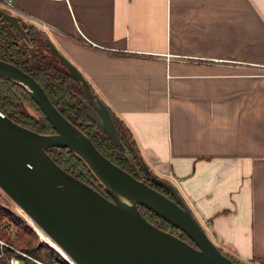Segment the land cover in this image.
Wrapping results in <instances>:
<instances>
[{
  "label": "crops",
  "instance_id": "0c3cea01",
  "mask_svg": "<svg viewBox=\"0 0 264 264\" xmlns=\"http://www.w3.org/2000/svg\"><path fill=\"white\" fill-rule=\"evenodd\" d=\"M8 11L84 74L225 253L264 264V0H12Z\"/></svg>",
  "mask_w": 264,
  "mask_h": 264
},
{
  "label": "water",
  "instance_id": "95a60500",
  "mask_svg": "<svg viewBox=\"0 0 264 264\" xmlns=\"http://www.w3.org/2000/svg\"><path fill=\"white\" fill-rule=\"evenodd\" d=\"M0 13L29 41L22 17L1 5ZM44 44L81 82L89 101L81 100L91 117L127 153L107 104L48 36ZM0 75L26 86L56 129L50 134L38 132L0 109V188L67 257L76 264H237L211 238L171 181L144 166L150 179L173 197L114 163L61 113L43 86L16 64L0 58ZM48 147H67L79 154L111 198L62 168ZM139 205L180 228L194 244L148 220Z\"/></svg>",
  "mask_w": 264,
  "mask_h": 264
},
{
  "label": "trees",
  "instance_id": "16d2710c",
  "mask_svg": "<svg viewBox=\"0 0 264 264\" xmlns=\"http://www.w3.org/2000/svg\"><path fill=\"white\" fill-rule=\"evenodd\" d=\"M21 22L29 29V41L0 13V58L30 73L43 86L61 113L85 132L105 156L135 177L145 180L151 186L173 197L169 191L151 181L144 169L146 163L124 123L110 110L127 153L113 144L106 132L91 117L81 100L84 98L89 101L81 82L66 68H60L53 62L47 61L48 54L43 49L45 35L40 33L39 28L30 25L22 18ZM0 109L16 122L33 130L46 134L56 132L54 125L29 89L20 82L1 75ZM47 151L62 168L111 198L98 176L75 151L67 147H48ZM139 208L142 214L157 226L175 234L181 232L182 238L194 244L185 232L153 210L144 205H139ZM0 238L26 254L23 255L0 244V253H2L0 264H10L11 256L18 257L19 264H40L38 261L46 264H54L55 261L58 262L57 264H71L55 247L41 242L36 229L24 217L5 210L3 206H0ZM231 257L237 264H247Z\"/></svg>",
  "mask_w": 264,
  "mask_h": 264
},
{
  "label": "rangeland",
  "instance_id": "374dc122",
  "mask_svg": "<svg viewBox=\"0 0 264 264\" xmlns=\"http://www.w3.org/2000/svg\"><path fill=\"white\" fill-rule=\"evenodd\" d=\"M42 37V35H40ZM43 49L48 51L47 46H43ZM50 52V51H49ZM47 61L53 62L56 66L60 68H66L63 65L60 64L57 57L53 56V54L50 52L48 53V56L46 57ZM177 184V183H175ZM0 206L6 210H9L10 212H15L19 214L20 216L24 217L34 228L35 226L31 222L29 216L22 210V208L7 194L3 191V189L0 188ZM173 230V229H171ZM174 231V230H173ZM181 232H179L177 235H180ZM40 236V235H39ZM41 238V237H40ZM57 246V245H56ZM63 253V252H62ZM229 255V254H228Z\"/></svg>",
  "mask_w": 264,
  "mask_h": 264
},
{
  "label": "built area",
  "instance_id": "2783aa9c",
  "mask_svg": "<svg viewBox=\"0 0 264 264\" xmlns=\"http://www.w3.org/2000/svg\"><path fill=\"white\" fill-rule=\"evenodd\" d=\"M11 1L12 0H5V1H0V5L3 7V8H5L6 10H9V6H10V4H11ZM175 183H177V181H175ZM178 184V183H177ZM185 199V198H184ZM185 201L187 202H189L191 205H192V203H191V201L190 200H188V198H186L185 199ZM188 202H187V204H188ZM36 229V228H35ZM36 231H37V233L40 235V237H41V242H43L44 244H49V245H52L51 243H49L47 240H45L42 236H41V234L39 233V231L36 229ZM0 244L1 245H5V246H7V247H9V248H11V249H13V250H16V251H18V252H20L21 254H23V255H26L24 252H22V251H20V250H17L13 245H11V244H9V243H7L6 241H4V240H2L1 238H0ZM53 246V245H52ZM54 247V246H53ZM60 252V251H59ZM62 254V253H61ZM1 255H2V253H0V257H1ZM63 255V254H62ZM71 264H76L71 258H69V257H67V256H65V255H63ZM10 260V264H19L20 263V259L18 258V257H16V256H11V258L9 259ZM40 264H46V263H44V262H41V261H38ZM58 262H56L55 261V263L54 264H57Z\"/></svg>",
  "mask_w": 264,
  "mask_h": 264
},
{
  "label": "bare ground",
  "instance_id": "6f19581e",
  "mask_svg": "<svg viewBox=\"0 0 264 264\" xmlns=\"http://www.w3.org/2000/svg\"><path fill=\"white\" fill-rule=\"evenodd\" d=\"M23 210V209H22ZM24 211V210H23ZM30 218V217H29ZM31 222L33 223V225L35 226V228L39 231V233L41 234V236L47 240L49 243H51L53 246H55L59 251L63 252V254L65 255L66 253L39 227L37 226V224L35 222H33V220L30 218ZM57 245V246H56ZM66 256V255H65Z\"/></svg>",
  "mask_w": 264,
  "mask_h": 264
},
{
  "label": "flooded vegetation",
  "instance_id": "af4514ba",
  "mask_svg": "<svg viewBox=\"0 0 264 264\" xmlns=\"http://www.w3.org/2000/svg\"><path fill=\"white\" fill-rule=\"evenodd\" d=\"M48 48V47H47ZM45 50V49H44ZM46 51V50H45ZM50 50H49V48H48V51H46V53L48 54V53H50L49 52ZM53 56H55L54 54H53ZM56 57V56H55ZM152 181V180H151ZM153 182V181H152ZM153 183H155V182H153ZM156 184V183H155ZM158 185V184H157ZM160 186V185H159Z\"/></svg>",
  "mask_w": 264,
  "mask_h": 264
}]
</instances>
